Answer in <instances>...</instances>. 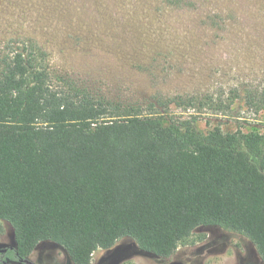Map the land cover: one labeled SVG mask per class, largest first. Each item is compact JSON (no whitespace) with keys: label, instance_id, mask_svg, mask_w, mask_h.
Here are the masks:
<instances>
[{"label":"trees","instance_id":"16d2710c","mask_svg":"<svg viewBox=\"0 0 264 264\" xmlns=\"http://www.w3.org/2000/svg\"><path fill=\"white\" fill-rule=\"evenodd\" d=\"M41 56L25 44L0 71V234L19 258L53 243L90 264L128 240L166 259L197 230L221 228L264 264V136L166 126L54 86ZM246 99L259 111L264 90Z\"/></svg>","mask_w":264,"mask_h":264},{"label":"rangeland","instance_id":"374dc122","mask_svg":"<svg viewBox=\"0 0 264 264\" xmlns=\"http://www.w3.org/2000/svg\"><path fill=\"white\" fill-rule=\"evenodd\" d=\"M174 5L0 0V71L12 51L35 43L54 86L75 85L166 126L191 122L202 133L218 127L264 136V107L246 99L264 90V0ZM52 248L39 244L36 254ZM111 254V264H261L246 239L221 228L197 230L166 259L123 240L90 264H108ZM52 257L70 264L59 247Z\"/></svg>","mask_w":264,"mask_h":264},{"label":"flooded vegetation","instance_id":"af4514ba","mask_svg":"<svg viewBox=\"0 0 264 264\" xmlns=\"http://www.w3.org/2000/svg\"><path fill=\"white\" fill-rule=\"evenodd\" d=\"M10 233L6 231L0 234V264H54L56 261L52 257L55 254L56 246L52 250L46 251L43 255L36 254V249L25 258H19L13 249V240ZM42 244V243H41ZM56 247V248H55ZM114 254L108 256V264L114 262ZM71 264V263H70Z\"/></svg>","mask_w":264,"mask_h":264}]
</instances>
